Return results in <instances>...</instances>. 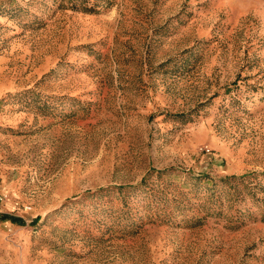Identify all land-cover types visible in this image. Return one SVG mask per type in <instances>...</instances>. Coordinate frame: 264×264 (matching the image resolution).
<instances>
[{"label": "rangeland", "instance_id": "1", "mask_svg": "<svg viewBox=\"0 0 264 264\" xmlns=\"http://www.w3.org/2000/svg\"><path fill=\"white\" fill-rule=\"evenodd\" d=\"M0 264H264V0H0Z\"/></svg>", "mask_w": 264, "mask_h": 264}]
</instances>
